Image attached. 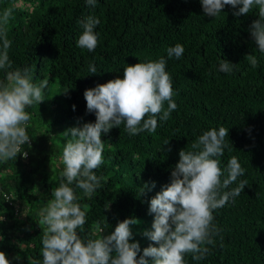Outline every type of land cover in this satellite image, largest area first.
I'll list each match as a JSON object with an SVG mask.
<instances>
[{
  "label": "trees",
  "instance_id": "trees-1",
  "mask_svg": "<svg viewBox=\"0 0 264 264\" xmlns=\"http://www.w3.org/2000/svg\"><path fill=\"white\" fill-rule=\"evenodd\" d=\"M14 4L7 26L13 68H30L33 82L47 78L49 87L45 101L26 109L42 130L38 135L28 127L31 143L22 149L27 158L20 154L0 163V251L12 264H29L28 257L43 259L38 213L59 186L63 170L58 166L55 173L49 171L51 160L59 157L53 140L69 128L95 122V113L87 111L85 90L123 78L127 65L160 56L167 60L178 107L167 122L158 118L155 133L130 136L122 124L102 134L104 162L96 170L104 178L101 187L91 198L76 189L82 209L87 205L85 232L98 225L101 234H108L119 221L137 218L130 242L140 243L142 255L152 243L143 236L154 220L150 200L170 183L179 151L190 150L204 131L223 126L229 136L228 148L218 158L220 167L226 169L230 157H238L246 169L238 181L247 180L248 186L234 202L214 210V223L222 232L206 257L195 261L188 254L185 261L264 264V54L250 35L258 9L237 17L233 13L238 8L228 5L212 17L204 14L200 0H97L94 7L85 0H0V12ZM89 15L100 19L93 52L77 46L83 31L79 21ZM177 43L185 49L183 56L168 59L166 49ZM249 54L257 56L256 68L245 60ZM220 59L238 65L223 73L218 71ZM91 64L95 74L88 70ZM57 83L61 102L53 94ZM146 183L149 189L142 194ZM17 255L20 260L14 259Z\"/></svg>",
  "mask_w": 264,
  "mask_h": 264
},
{
  "label": "clouds",
  "instance_id": "clouds-1",
  "mask_svg": "<svg viewBox=\"0 0 264 264\" xmlns=\"http://www.w3.org/2000/svg\"><path fill=\"white\" fill-rule=\"evenodd\" d=\"M85 2L94 7L97 0ZM200 3L204 14L212 17H217L228 5L238 8L233 13L237 17L257 8L259 18L250 25V35L258 51L264 54V0H200ZM16 6L0 12V70L4 72V78L0 79V163L16 160L20 154L27 158L28 152L22 149L26 144L30 146L27 129L31 115L26 109L45 101L44 89L49 87L47 78L34 83L30 68H13L8 54L11 41L7 26ZM79 23L83 31L77 46L95 51L98 45L95 29L100 19L89 15ZM184 51L183 45L177 43L166 49L167 58L179 60ZM245 60L251 68L259 64L255 54L246 55ZM166 65L164 56L127 65L123 78L85 90L87 111L95 113L96 120L61 134L66 142L60 158L63 170L59 173V186L53 188L51 199L38 213L43 259L28 257L29 264H186V255L191 254L193 260L200 261L209 253L208 246H215V238L222 229L214 223V210L223 208L230 200L234 202L248 186L247 180L238 181L246 172L238 157L231 156L226 169L220 167L218 158L228 148L226 137L229 136V129L223 126L204 131L191 143L190 150L179 151L170 183L163 185L150 200L149 214H154V220L151 230H145L143 236L152 243L143 248L142 255L140 243L130 242L134 238L133 226L140 223L137 218L119 221L108 234H101L103 229L98 225L85 232L86 211L83 209L87 205L82 209L78 203L82 197L77 196L76 189L91 198L101 187L104 178L97 176L96 170L104 162L102 134L122 124L130 136L145 131L155 133L158 118L167 122L178 107ZM237 65L220 59L218 71L230 74ZM88 70L95 74V65H89ZM51 168L55 173L52 160ZM234 183L237 186L231 188ZM155 186V182H151V187ZM146 189H149L147 183L141 188L142 194ZM80 233L86 234L81 236ZM3 239L0 235V241ZM20 248L23 250L22 246ZM14 259L21 257L17 255ZM0 264H12L4 251H0Z\"/></svg>",
  "mask_w": 264,
  "mask_h": 264
},
{
  "label": "rangeland",
  "instance_id": "rangeland-1",
  "mask_svg": "<svg viewBox=\"0 0 264 264\" xmlns=\"http://www.w3.org/2000/svg\"><path fill=\"white\" fill-rule=\"evenodd\" d=\"M60 90H61L60 89V85L58 83L55 84L54 85L53 94L54 95L56 94L57 96H59L60 97L59 98V101L61 102L63 98H62V94H61V91ZM42 121L45 123L44 118H42ZM29 126L31 127V129L36 134H38V135L41 134L42 130L40 129V127H39L38 124H35V122L32 121V119L29 122ZM54 138L55 139L53 140V142H54L53 147H55V149L59 152V157L56 160L53 161L54 162L55 171H56V169H57L58 166L63 168V165L60 163V158H61V155H62V149H63L64 142H66V141L64 140L65 138L61 134L55 135ZM49 165H50L49 166V171L52 172L51 163Z\"/></svg>",
  "mask_w": 264,
  "mask_h": 264
},
{
  "label": "built area",
  "instance_id": "built-area-1",
  "mask_svg": "<svg viewBox=\"0 0 264 264\" xmlns=\"http://www.w3.org/2000/svg\"><path fill=\"white\" fill-rule=\"evenodd\" d=\"M30 143H31V140H30Z\"/></svg>",
  "mask_w": 264,
  "mask_h": 264
}]
</instances>
